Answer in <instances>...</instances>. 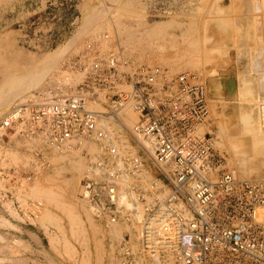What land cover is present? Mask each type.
I'll list each match as a JSON object with an SVG mask.
<instances>
[{
	"label": "built area",
	"instance_id": "2783aa9c",
	"mask_svg": "<svg viewBox=\"0 0 264 264\" xmlns=\"http://www.w3.org/2000/svg\"><path fill=\"white\" fill-rule=\"evenodd\" d=\"M66 68L83 76L71 92L26 98L0 120V209L12 201L18 215L31 214L17 195L38 171L9 159L19 144L59 152L89 141L101 153L81 198L94 219L105 227L131 220L125 181L146 206L139 250L126 233L121 264H264V180L240 179L229 166L203 76L141 62L109 32L87 41ZM128 108L133 127L123 119Z\"/></svg>",
	"mask_w": 264,
	"mask_h": 264
},
{
	"label": "rangeland",
	"instance_id": "374dc122",
	"mask_svg": "<svg viewBox=\"0 0 264 264\" xmlns=\"http://www.w3.org/2000/svg\"><path fill=\"white\" fill-rule=\"evenodd\" d=\"M245 1L0 0V87L10 79L22 80L34 71L35 77L31 75L26 80L28 83L23 88L25 95L21 94L25 100L36 93L46 98H54V96H62L71 92L82 82L83 76L78 72H67V63L78 55L87 41L109 32L110 35L118 37L131 55L141 62L162 65L177 73L191 72L203 76L207 81L211 97L218 102L215 107L214 133L219 139L220 148L228 155L229 166L239 178H244L243 180H264V149L259 155V151L253 153L255 151L251 148L255 140L250 136L254 133L248 135L242 121L245 113L247 115L248 111L253 110V123L256 122L255 126L260 127L257 123L258 120L261 121L262 110L260 109L264 104V79H261L264 77V71H261L262 73L255 71V73L254 67L251 71L249 66H254L257 60H261L264 65V26H260L258 22L261 16H257L255 23L257 26L254 24V29L251 28L253 24L248 23L252 19L246 20L249 16L247 15L249 9L246 7L250 6L246 2L252 0ZM238 2L241 4L244 2L246 4L243 3L244 8L248 10L243 11L244 8L241 12L236 10L237 4L241 6ZM253 3L256 6H264V0H253ZM234 4L237 6L235 9ZM245 12L246 16L243 14ZM220 13L223 14L220 17L227 22L226 32L220 30L218 28L220 23L212 18ZM239 13L244 19L239 16ZM233 16L242 19L241 22L244 27L246 26L248 33H245L244 27L238 21L240 19L235 20L236 17ZM91 19L93 23L88 22ZM233 19L236 22H233ZM243 20L248 23H244ZM237 21L239 25L241 24V28ZM85 22L87 30L85 28L80 30L79 28ZM232 22L233 24L230 25ZM221 33L223 36H220ZM245 34L248 37H245ZM206 37L207 39H204ZM220 37L223 39L221 40ZM71 42L73 46L71 45L70 48ZM193 42L196 49L190 47ZM254 43L257 46L253 45ZM243 45L249 46L244 47ZM217 47L218 49H215ZM57 49L62 50L61 52L64 50V55L60 52L55 54ZM243 50L244 53L247 51L245 57H242ZM253 59L256 61L254 62ZM48 64L51 69L45 68ZM38 68L43 69L44 73L47 70L48 72L43 76V71L40 74L41 71L38 72ZM244 72L254 80L255 85H258L254 89L257 95L254 99H250L251 96L243 98L245 87L242 84L241 75ZM36 74L42 76L37 77ZM247 79L245 77L244 81ZM260 80L263 82L261 83ZM3 109L2 113L7 108ZM261 126L260 130L254 131L258 132V136L255 134L254 138L264 148V125L261 123ZM72 144L74 145L65 149L67 159L79 160L87 168H90V164L98 159L100 153L98 147H91L93 149L89 152L91 158L89 159L78 149L76 145L79 144L78 142ZM19 145L24 148L20 154H26L27 147L24 144ZM238 146H245V151L248 150L246 163L243 161V156L235 152ZM42 153L50 168L47 167L42 173L37 174L36 178L44 186L38 188L51 192L58 197L59 203L58 205L50 204L35 197L39 203L38 207L42 211L47 210L55 220L46 222L43 226L36 217L33 219L26 218L24 215L18 217L12 201L6 202L9 205L4 203L6 205L0 209V217L11 223V226L9 223L7 227L6 225L0 226V264H121L118 249L126 233L134 234L138 231V225L131 224L135 215L132 214L129 222L116 225L119 229L117 233L113 232L114 226L100 225L92 218V211V216L89 214L88 209L90 211V208L88 205L86 208L80 198L79 188H81L82 180L89 173V169H76L65 160V169L57 170V167L64 165L61 162L55 165L51 161L52 158L49 159L50 150L43 149ZM25 161L26 158L14 162L21 167H29ZM37 163L41 166V162ZM57 171L61 173L58 175ZM36 183L37 180L28 185L33 186ZM134 238L135 234L131 236L132 241ZM138 250L134 248V251Z\"/></svg>",
	"mask_w": 264,
	"mask_h": 264
},
{
	"label": "bare ground",
	"instance_id": "6f19581e",
	"mask_svg": "<svg viewBox=\"0 0 264 264\" xmlns=\"http://www.w3.org/2000/svg\"><path fill=\"white\" fill-rule=\"evenodd\" d=\"M247 1V0H246ZM245 1V2H246ZM247 2H250V3H247ZM246 2V4H248V5H250L249 7H246V8H248L249 9V13H251V11H252V13L254 14V15H252V13H251V15L248 13L247 15H249V16H247L246 18H248V19H246V20H250V19H252V20H250L249 21V23L248 22H244L245 20H243V22L244 23H248L249 25H251V24H253V25H251V28L253 27V29H254V24L256 23V20H257V16H261V20L258 22L259 24H260V26H264V6H256V5H254V3H253V0L252 1H247ZM263 2V1H262ZM239 3V2H238ZM244 3V2H243ZM243 3L241 4V3H239V4H241V6H243V7H239V5L237 4V6H238V8H240V9H236V10H238V11H242L241 9L242 8H244V5H243ZM245 4V3H244ZM245 4V5H246ZM263 5V4H262ZM234 9L237 7L235 4H234ZM231 7V6H230ZM217 9V8H216ZM247 9V10H248ZM251 9V10H250ZM247 11L245 8L243 9V11ZM225 12H227V11H225ZM263 12V13H262ZM205 13H206V11H205ZM210 13V12H209ZM218 13V12H217ZM216 13V14H217ZM224 13V12H223ZM230 13V12H229ZM237 13V12H236ZM262 13V14H261ZM219 14V13H218ZM240 14V13H239ZM238 14V15H239ZM243 14H245L244 16H246V12L245 13H243ZM212 15V14H211ZM222 15L223 14H221L220 13V15H218V16H216L215 18L214 17H212L213 18V20L215 19V21L216 22H218V23H220L218 26H216V28L218 27L220 30H223V32H226V29H225V26L227 25L226 23L227 22H225V20H223V18H221L222 17ZM232 15H234V14H232ZM235 15H237V14H235ZM237 15V16H238ZM95 16H97V15H95ZM205 16V15H204ZM214 16V15H213ZM221 16V17H220ZM231 16V15H230ZM240 17H241V14L239 15ZM211 17V16H210ZM233 17H236V16H233ZM93 18H94V16H93ZM95 18H97V17H95ZM228 18H229V16H228ZM238 17H236L235 18V20L237 19ZM242 18V17H241ZM238 18V19H240V20H238V21H242V19H244V18ZM93 19H91L90 21H88V22H91ZM232 20V19H231ZM230 20V21H231ZM234 19H233V22L235 21ZM87 21V20H86ZM208 21V20H207ZM215 21H214V23H215ZM229 21V22H230ZM238 21H237V24H238ZM203 22V21H202ZM233 22L230 24V25H232L233 24ZM236 22V21H235ZM251 22V23H250ZM91 23H93V21L91 22ZM218 23H216V24H218ZM257 23V24H258ZM88 24V23H87ZM90 24V23H89ZM225 24V25H224ZM242 24V25H241ZM241 26L242 27H244L243 26V23L241 22ZM239 24H238V26L241 28V26H240ZM256 25V24H255ZM213 26H214V24H213ZM235 26V25H234ZM233 26V27H234ZM257 26V25H256ZM89 27H90V25H89ZM246 27V26H245ZM244 27V29H245V33L247 32L246 31V28ZM86 29V22H85V24H83L79 29L80 30H82V29ZM223 28V29H222ZM87 30V29H86ZM241 30V29H240ZM149 31V30H148ZM232 31V30H231ZM242 31V30H241ZM241 31H239L238 30V32H241ZM254 31V30H253ZM255 31H256V29H255ZM85 32V31H84ZM219 32V31H218ZM217 32V33H218ZM221 32V31H220ZM234 32V31H233ZM235 33H237V32H235ZM248 33V32H247ZM255 33V32H254ZM253 33V34H254ZM77 34V33H76ZM218 34H220V33H218ZM222 34V33H221ZM239 34V36H240V33H238ZM243 34V32L241 33V35ZM78 35V34H77ZM80 35V34H79ZM226 35V34H225ZM262 35V34H261ZM212 36V35H211ZM216 36V35H215ZM220 36H223V34L222 35H220ZM238 35H236V37H237ZM245 37H248V35L246 36V34L244 35ZM243 36V37H244ZM254 36V35H253ZM77 37V36H76ZM235 37V36H234ZM236 37H235V39H236ZM241 37V36H240ZM215 38V37H214ZM239 38V37H238ZM255 38V37H254ZM204 39H207V37L206 38H204ZM220 39H221V37H220ZM223 39V38H222ZM221 39V40H222ZM232 39V38H231ZM243 39V38H242ZM241 39V40H242ZM221 40H219V41H221ZM246 40H247V38H246ZM259 40H261V39H259ZM258 40V41H259ZM75 41V40H74ZM193 41V40H192ZM244 41V40H243ZM264 41V40H263ZM73 42V41H72ZM72 42H71V44H70V48L73 46L72 45ZM238 42V41H237ZM245 42V41H244ZM254 42H255V39H254ZM75 43V42H74ZM73 43V44H74ZM204 43V42H203ZM215 43V42H214ZM217 43H220V42H217ZM216 43V44H217ZM221 43H223V41H221ZM240 43V42H239ZM256 43V42H255ZM255 43L253 44V45H255ZM210 44H212V43H210ZM246 44V43H245ZM72 45V46H71ZM194 45V42L190 45V47H194L193 46ZM215 45V44H214ZM219 45V44H218ZM223 45V44H222ZM234 45V44H233ZM239 46H241L240 44H238ZM252 45V46H253ZM262 45V44H261ZM220 46V45H219ZM244 47L246 46V45H243ZM249 46V45H248ZM248 46H246V47H248ZM255 46H257V45H255ZM260 46V45H259ZM189 47V48H190ZM244 47H242V48H244ZM254 47V46H253ZM67 48V47H66ZM69 48V49H70ZM195 48V47H194ZM221 48V47H220ZM219 48V49H220ZM226 48V47H225ZM241 48V49H242ZM65 49V48H64ZM68 49V48H67ZM68 49V50H69ZM196 49V48H195ZM213 49V48H212ZM215 49H218V47L217 48H215ZM214 49V50H215ZM222 49V48H221ZM224 49V48H223ZM245 50V49H244ZM244 50L242 51V57H245L246 56V54H247V51H245V53H244ZM62 50H60V51H57L55 54H58L59 52H60V54L62 53L63 55H64V50H63V52H61ZM162 51V50H161ZM186 51V50H185ZM250 54V53H249ZM252 54V53H251ZM54 55V54H53ZM255 56V55H254ZM53 57H55V55L53 56ZM58 57H59V55H58ZM250 57V56H249ZM257 57V56H256ZM252 58V57H251ZM256 59V58H255ZM225 60V59H224ZM254 60V59H253ZM252 60V61H253ZM256 60H254V62H255ZM263 64V62H261V60H257L256 61V64H253L254 66H249V67H251V71H252V67H254L253 68V71L255 72H261V71H264V65H262ZM184 66V65H183ZM45 68H50L51 69V66H50V64H48L47 65V67H45ZM173 69V68H172ZM38 70H39V68H38ZM45 70H47V69H45ZM224 70V69H223ZM41 71V72H40ZM42 71H43V69H40L38 72H40V74H42ZM51 70H49V72H50ZM176 71V70H175ZM250 71V72H251ZM48 72V70L47 71H45V73H47ZM255 72V73H256ZM43 73H44V71H43ZM45 73H44V75L43 76H45ZM186 73H191V72H186ZM262 73V72H261ZM31 75L32 76H34V71L31 73V74H29L28 76H25V77H23L22 78V80H19L18 78L17 79H10V80H8L3 86H1L0 87V120L5 116V114L10 110V108L11 107H13V105H15V104H21V103H24V100H25V97H23V95H25L24 93H23V88L25 87V85L28 83L26 80L29 78V77H31ZM39 75V74H38ZM250 75V74H249ZM259 75H261V74H259ZM263 75V74H262ZM36 76H37V74H36ZM40 76H42V75H39V76H37V77H40ZM242 84H243V86L245 87L244 88V90L245 91H243V98H248V96L250 97L251 96V98L250 99H254L255 98V96H257L256 95V92H255V87L257 86L258 87V85H255V82H254V80H252V79H250V77L249 76H247V75H245V72L244 73H242ZM264 76V75H263ZM262 76V77H263ZM35 77V76H34ZM245 77L246 78H248L247 80H245L244 81V79H245ZM261 78V77H260ZM39 79V78H38ZM43 79V78H42ZM261 79H264V77L263 78H261ZM251 82V83H250ZM260 82L262 83L263 81H261L260 80ZM259 83V82H258ZM262 85V84H261ZM263 86V85H262ZM260 87V86H259ZM261 88V87H260ZM264 92V91H263ZM23 93V95L21 96V94ZM27 93V92H26ZM253 95H254V97H253ZM21 96V97H20ZM20 97V98H19ZM253 97V98H252ZM17 98H19L18 100H17ZM29 98H34L35 100H36V102H38V103H42V102H50L52 99H54L53 97H51V98H46V97H44V96H42V95H40V94H38V95H32L31 97H29ZM16 100V101H15ZM249 100V99H248ZM12 101V102H11ZM246 101V100H245ZM14 102V103H13ZM249 102V101H248ZM251 102H253L252 100H251ZM250 102V103H251ZM13 103V104H12ZM3 104V105H2ZM2 105V106H1ZM5 106H7L6 108H5ZM256 106V105H255ZM6 109V111L4 112V113H2V109ZM3 109V110H4ZM262 110V111H261ZM247 111V110H246ZM245 111V112H246ZM260 111L262 112V118H261V116H260V119H261V121L260 120H258V123L257 124H259V128L257 127V126H255V123H253V110H250V111H248L247 113V115H246V113H245V115H244V117L242 118L243 120V122H244V124H245V129H247V134L249 135V134H252V133H254V135L255 134H257L258 132H254L255 130H257V129H259L260 130V128L262 127L261 126V123L264 125V104H263V106H261V109H260ZM251 112V113H250ZM250 113V114H249ZM260 114V113H259ZM123 119H124V121H125V123L129 126V127H133L134 125H135V122H136V120H137V116L131 111V109L130 108H128L125 112H124V115H123ZM256 119V118H255ZM221 129V128H220ZM224 129V128H223ZM244 129V130H245ZM113 131H114V133L115 134H121V130H120V128H118L117 126H113ZM224 131V130H223ZM258 131V130H257ZM222 132V131H221ZM246 134V133H245ZM260 134V133H259ZM223 135V134H222ZM250 136L251 138H253L255 141L253 142V147L251 148V149H253V151H255V152H253V153H256V152H258V155H259V153H261L262 152V150L264 149L263 147H261V145H260V143L254 138V137H256V136H258V134L256 135V136ZM123 136V135H122ZM264 140V139H263ZM253 141V140H252ZM230 142L232 143V141L230 140ZM242 142V141H241ZM72 144V143H71ZM248 144V143H247ZM241 145V144H240ZM250 145V144H249ZM252 145V144H251ZM46 145H44L43 144V146L41 147V146H39V145H37L36 146V148H38V149H42L41 151H39V150H36L35 148H33L32 149V147L31 146H27V149H26V154H20L21 152V150L22 149H24V148H22V146H20L19 145V147L17 148V150L15 151V152H13L10 156H9V159L11 158V160H12V162H17L19 159H24L25 160V158H26V161L25 162H27V164H28V166L29 167H33V168H35V167H37V171H38V173L37 174H40V173H42L44 170H46L45 168H47V167H49L50 168V166L47 164L48 162H47V160H46V158L44 157V155H43V158H40L39 157V155H38V153L39 152H42L43 151V149H46V148H44ZM68 146H70V144L68 145ZM67 146V147H68ZM93 146H96V147H98L97 145H95V144H93V143H89V141H85L82 145H80L79 146V150L81 151V153H83V155L85 154L84 153V151L86 150L87 151V153H88V155H90V153L89 152H91V150L93 149V148H91V147H93ZM242 146V145H241ZM241 146H238V147H236V149H235V152L237 153V155L238 154H240V155H242L243 156V161H244V163H246V161H248L247 159H245L246 157H247V155L248 154H246L247 152H248V150H247V152L245 151V149H246V147L244 146V147H241ZM66 147V148H67ZM71 147V146H70ZM248 147V146H247ZM261 147V148H260ZM30 150H29V149ZM85 148H87V149H85ZM232 148H233V145H232ZM235 148V147H234ZM249 148V147H248ZM35 149V150H34ZM98 149H99V152L101 153V149L98 147ZM32 150V151H31ZM234 150V149H233ZM257 150V151H256ZM261 151V152H260ZM66 150H62V151H59V152H57V151H54V150H51L50 151V156H49V159H51L52 158V162H54V164L55 165H58V163H60L61 162V164H63L64 166H62V167H57V170H60V169H65V160H67V162H70V164L72 165V166H74L76 169H80V170H83V169H91L92 168V163L90 164V168L88 167H86L85 166V164H82L81 163V161H79V160H75L74 158H72V159H74V160H71V159H67L68 157H67V155H66ZM45 153V152H44ZM63 153H65V155L63 154ZM78 153V152H77ZM99 153V154H100ZM18 154V155H17ZM46 154V153H45ZM61 154H63V155H61ZM24 155V156H23ZM256 155V154H255ZM98 158H99V156H98ZM98 161V159L94 162V163H96ZM37 162H41L40 164H41V166L37 163ZM5 163V162H4ZM242 163V162H241ZM240 163V164H241ZM53 164V165H54ZM15 165H17V164H15ZM244 167V166H243ZM56 171V170H55ZM240 171V170H239ZM56 173V172H55ZM61 172L60 171H57V174L59 175ZM236 175V174H235ZM237 176V175H236ZM37 177V175L33 178V180H32V182H30V183H33L34 181H36L37 180V183L36 184H33V186L32 185H27L26 186V188H25V192H20V193H18V199H19V203L21 204V206L24 208V209H26V210H30V212H31V214H28V212H26L25 213V217L26 218H31V219H33L34 217H36V219L43 225V226H45V223L46 222H53V220H55V218H52V215H50V213L47 211V210H41L39 207H38V201L36 200V197L35 196H37L38 198L37 199H41V200H43V201H45V202H47V203H50V204H56V205H58V203H59V199H58V197H56L55 195H53L51 192H49V191H46V190H44V191H42L40 188H38V187H44L39 181H38V179L36 178ZM238 177V176H237ZM240 179H244V178H240ZM246 180V179H245ZM3 181H0V183H2ZM64 185V184H63ZM121 186H122V189L125 191V195H124V199L125 198H127V196L128 195H130V197H131V199H133L134 201H133V203L132 204H128L127 205V207L128 208H130L133 212H135L134 213V215H135V218L134 219H132L131 220V224H136V225H138V231L136 232V233H134L135 234V238H134V240L132 241V239H131V241H132V244H133V247L136 249V248H138L139 247V238L141 237L140 235H141V224L144 222V220H145V214H146V212H147V210H146V206H144V205H142L140 202H139V200H138V196H137V193H135V191L134 190H130V192H128V190L130 189V186H129V184L125 181V182H123V183H121ZM46 188V187H45ZM50 189H52L53 190V188H50ZM49 189V190H50ZM80 190H81V192H82V189H83V187L81 186V188H79ZM33 191V192H32ZM126 191H127V193H126ZM127 194V195H126ZM80 198H81V194H80ZM82 199V198H81ZM29 200H31V201H29ZM40 200V201H41ZM152 200L153 199H149L148 200V204H146L147 206H149L150 204H151V202H152ZM82 202L85 204V206L86 205H88L87 204V202L85 201V200H83L82 199ZM43 203V202H42ZM46 203V204H47ZM6 204H8L9 205V203H6ZM5 204V205H6ZM7 205V206H8ZM55 205V206H56ZM89 207V206H88ZM149 207H151V206H149ZM39 208V210H37ZM86 208H87V206H86ZM15 211V210H14ZM13 211V212H14ZM88 212H89V214L92 216V214H91V209H90V211H89V209H88ZM16 214L18 215V213L16 212ZM132 214V213H131ZM16 215V216H17ZM132 216V215H131ZM15 217V216H14ZM18 217H20L19 215H18ZM92 218H94L93 216H92ZM94 220V219H93ZM5 221V222H4ZM95 221V220H94ZM7 223H9V222H6V220H2V218L0 217V226H4V225H6L5 227H7ZM11 223H9V225H10ZM8 225V226H9ZM116 225H120V223H118V224H114V225H112V226H114L113 227V232L114 233H117L118 232V227L116 226ZM11 226V225H10ZM15 226V225H14ZM77 226V225H76ZM112 226H109V227H112ZM123 226H129V225H123ZM128 228V227H127ZM109 230V229H108ZM59 231V230H58ZM104 231V230H103ZM127 232H128V230H127ZM48 233V232H47ZM128 233H130L131 234V236H133L134 234L132 233V232H128ZM64 239V238H63ZM14 240V239H13ZM138 241V242H137ZM22 244V243H21ZM70 245V244H69ZM71 247V246H70ZM4 260V259H3ZM22 263V262H21ZM156 264H158V263H156ZM168 264H172V262H170V263H168Z\"/></svg>",
	"mask_w": 264,
	"mask_h": 264
},
{
	"label": "crops",
	"instance_id": "0c3cea01",
	"mask_svg": "<svg viewBox=\"0 0 264 264\" xmlns=\"http://www.w3.org/2000/svg\"><path fill=\"white\" fill-rule=\"evenodd\" d=\"M57 51H60V49H57V50L55 51V53H56ZM6 82H7V81H6ZM6 82H5V83H6ZM5 83H4V84H5ZM2 86H3V85H2ZM2 105H3V104H2ZM2 105H1V106H2Z\"/></svg>",
	"mask_w": 264,
	"mask_h": 264
}]
</instances>
